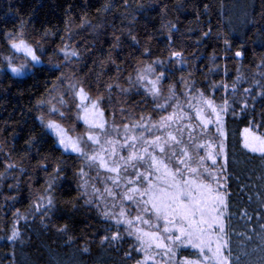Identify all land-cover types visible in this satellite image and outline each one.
I'll list each match as a JSON object with an SVG mask.
<instances>
[{
	"label": "trees",
	"instance_id": "1",
	"mask_svg": "<svg viewBox=\"0 0 264 264\" xmlns=\"http://www.w3.org/2000/svg\"><path fill=\"white\" fill-rule=\"evenodd\" d=\"M16 29L43 50L42 55L37 52L44 61L42 73L16 77L8 70L4 57L11 53L4 33ZM115 37L119 47H114ZM61 49L78 55L65 58ZM146 49L150 55L144 54ZM237 51L242 55L237 57ZM174 52L181 55L174 57ZM22 60L17 54L14 63L18 66ZM157 60L162 64L153 63ZM54 65H60L59 70ZM147 65L155 71L141 73L146 79L155 80L161 72L166 76L158 84L156 100L145 92L146 85L136 82L137 69ZM61 75L73 76L92 98L102 97L99 107L107 124L116 129L140 123L151 128L162 116L173 114L176 104L195 116V108L202 105L192 97L200 93L216 107L227 100L228 112L221 113L223 135L215 123L202 128L196 119L177 120L169 131L180 139L177 128L191 125L193 129L191 141L188 130L182 131L185 143L181 147H188V165L201 176L185 171L183 179L216 188L218 178V191L226 193L223 219L231 264H264V241L258 235L264 225V155L244 147L245 129L264 137V0H127L126 5L124 0H0V264H137L145 252L135 236L128 235L137 228L135 217L159 223V232L165 235L163 220H156L150 205L144 211L143 205L123 202V190L116 196L118 207L111 212L115 218L102 215L106 211L102 203H85L89 199L81 187L85 176L77 174L85 169V161L65 152L38 119L48 118V103L41 106L39 102L49 101ZM170 87L175 98L168 100ZM66 93L74 107L71 92ZM190 100L193 109L188 107ZM166 101L170 105L166 109L156 107ZM69 115L71 119L61 121L80 124L75 109ZM209 118L215 120V116ZM141 133L150 139L165 135L159 130L150 135L144 128ZM221 141L224 153L215 156ZM156 154L159 157L158 150ZM210 154L215 165L207 158ZM200 157H205L202 165ZM57 166L62 170L53 189L46 192ZM174 167L169 164L173 171ZM48 195L55 206L46 212L47 200L39 197ZM121 209L124 217L119 215ZM128 216L133 221L131 229L124 223L116 225V219ZM64 225L67 232L57 230ZM143 226L145 231H157ZM14 229L19 235L9 240ZM116 231L120 240L101 243L103 236ZM175 251L174 260L198 259L191 247ZM153 252L154 247L148 254L155 259L147 264H168Z\"/></svg>",
	"mask_w": 264,
	"mask_h": 264
},
{
	"label": "snow or ice",
	"instance_id": "2",
	"mask_svg": "<svg viewBox=\"0 0 264 264\" xmlns=\"http://www.w3.org/2000/svg\"><path fill=\"white\" fill-rule=\"evenodd\" d=\"M125 5L127 0H124ZM139 7L143 8V5ZM207 8V5H205ZM11 10V9H10ZM105 10H109V6H105ZM174 27V26H173ZM211 29L208 32H204L203 36L207 37ZM47 35V33H45ZM129 35L131 33L129 32ZM133 41L139 43L135 36L131 37ZM4 39L7 42V46L10 50L11 55L4 57L7 62L8 70L16 77H24L26 75L32 74L33 76L45 71L43 67L44 61L41 59L43 50L34 46L27 37V34L22 29H16L4 33ZM171 39V37H169ZM116 43L114 47H119V37H115ZM225 45L229 44L227 39L224 40ZM67 46H65L66 48ZM40 51L41 55L37 52ZM65 58L69 55L77 56V52L69 53L65 49ZM17 54L22 55L23 60L17 66L14 60L17 58ZM145 55H150L149 50H145ZM181 54L178 52L172 53V56L179 57ZM237 57L241 56L242 53L237 51L235 54ZM154 64H162L161 61H153ZM40 66V67H38ZM55 69L59 70L60 65H54ZM36 69V72L32 70ZM50 71V69H49ZM155 69L152 65H147L143 69H137L136 82L146 85L145 92L150 94L154 100L160 97V88L158 84L161 80L165 79L166 76L164 72H161L155 80H148L141 73H153ZM131 79V77L129 78ZM57 80L63 82L64 76L61 75L57 77ZM113 85H108L111 89ZM118 87V85H117ZM69 89L71 90L72 101L75 104L77 115L75 119L83 120V122L88 126V132L85 135L77 136L73 138L69 135V132L73 129H66L59 123L56 119H47L45 116L41 115L38 117L41 124L45 129L51 132L56 137V142L63 147L65 152L71 151L76 153L79 157L83 158L87 167L94 168L97 167V179H99V169L105 170L107 173L115 174V176H108L105 178L106 181H111L114 186H119L121 179L125 181V185H146L144 187H128L127 191L122 193L123 199L137 203V207L143 205L144 211H149L148 205L151 206V212L155 216L156 220L159 222L163 220L164 228L163 232L165 235H161L159 232V223L153 225L149 220L142 219L141 216L135 217L136 221H139L143 225L148 226V228H155L157 231H144L141 228H135L132 231H128L129 236H135L136 240L141 245V248L145 252V257L143 260L137 261V264H147L148 260H154L155 257L148 254V251L153 247L158 250L157 254L162 255L168 261V264H231L229 257L231 256V249H228V240L226 236V225L224 222L225 210L227 208L226 204V193H221L218 191L221 185L219 184V179H216V188L211 185L197 182V179H183L185 171L190 173L192 176L199 178L201 173L197 168H191L188 165V160L191 159L188 151V147L184 145V140L182 139V131L188 130L189 140L192 137V126L185 125L182 130L177 128L176 131L181 134V138L178 139L177 135H174L169 129L172 127L177 120H193L199 121V125L202 128H206L209 124L215 123L217 125V132L223 135V130L221 127L222 116L221 113H227L229 109L228 101L225 100L224 103L218 107L213 105L210 100H204L203 93H200L198 97H192L202 107L195 108L192 100L188 102L189 109L195 108V116L186 114L181 109L179 104L174 105V112L168 116H162L157 124L152 125L151 128H145L144 125H133V128L141 127L144 131L148 132L150 135L153 130H159L165 135L154 136L152 139H145L143 135L126 137L125 143L119 145L121 149H127L128 154L126 156L120 155L116 150V142L111 140H106L105 143L109 147L105 148L101 143L99 137L93 135V130L99 129L103 131L105 129V122L102 119L103 112L100 110V102L102 97H98L96 100L92 101L91 97L86 93L83 86H78L77 83L69 84ZM235 90V86H233ZM52 91H57V87L54 85ZM126 91V90H125ZM245 91H249L245 89ZM169 92L171 95L168 100L175 98V92L170 87ZM67 94V93H66ZM52 99H56L53 97ZM79 103H75L76 101ZM91 101V106L89 107L86 102ZM59 104L61 106L65 105V100L63 96L59 98ZM41 106L45 103L51 104L49 101H40ZM167 101L165 104H157L156 107L160 110L166 109ZM247 107V105H245ZM210 109V112L205 114L206 110ZM71 112V108H67L65 111H61L60 108L51 106L48 109V115L56 116L59 120H69L72 117L67 114ZM83 115H80V113ZM215 116L213 121L209 117ZM143 119V117L141 118ZM125 132L127 133L130 129L128 125L124 126ZM247 132L248 129H245ZM106 135V133H105ZM131 141V143H129ZM91 142L93 145L99 146L98 152H93L91 155L82 145L87 146ZM139 145V147H137ZM195 148L204 147L203 145H194ZM244 147L250 149L252 152H259L264 155V137L262 136H252L251 140L246 138ZM157 150L159 152V157L157 156ZM224 153V144L221 141L219 144V152L215 156H219ZM215 156L209 155L207 158L213 160L215 165ZM187 158V159H185ZM201 165L205 157H200ZM226 159V157H225ZM169 164H173L174 171L169 168ZM183 166V167H181ZM9 168L13 165L9 164ZM47 167L46 165L44 166ZM144 168L146 170L141 171ZM61 168L57 166L55 169V175L51 176L48 180V188L45 189L46 192H50L55 184L56 179L59 177ZM129 170L132 172V177L129 178ZM207 171V169H205ZM81 177L85 176L86 173L83 167L77 173ZM209 176H213V173L208 172ZM181 177L177 180V177ZM215 178V177H214ZM82 188L87 187V181L81 185ZM94 193H98L99 189L93 188ZM110 196L115 198L116 193L112 189L105 188ZM215 193V194H213ZM87 195V193H84ZM139 197V200H137ZM147 197V199H145ZM14 199V198H13ZM40 201L47 200L46 205H44L46 212L54 208V200L51 195L40 196ZM87 204H92V199L85 201ZM40 205H37L39 210ZM45 212V214H46ZM102 215L106 219L115 218L114 213L104 211ZM120 217L125 216L124 209H121L119 213ZM116 225L119 227L121 223H124L128 228H132V220H122L116 219ZM60 232H67V225H64L57 229ZM19 235L17 230H13L12 235L8 237L9 240L15 239ZM261 240L264 241V225L261 226ZM121 239V234L119 231L112 232V234L105 235L101 238V243L106 241H118ZM72 237H69V241ZM191 247L198 254V259H189L188 257H183L180 260H174L176 256V249ZM228 249V255L224 254V250ZM138 251L141 249H137ZM84 252L88 251V248L83 249ZM247 255V253H245ZM240 257H236L239 261Z\"/></svg>",
	"mask_w": 264,
	"mask_h": 264
},
{
	"label": "rangeland",
	"instance_id": "3",
	"mask_svg": "<svg viewBox=\"0 0 264 264\" xmlns=\"http://www.w3.org/2000/svg\"><path fill=\"white\" fill-rule=\"evenodd\" d=\"M18 55H20V54H18ZM20 56L22 57V55H20ZM72 83H77V80L73 76L68 75V76L64 77L63 82H61L60 84H58L56 86L57 87V91H53L52 92L51 97L49 99V100H51V104H48L49 107L55 106L57 108H60L61 111H65L67 108L70 107L71 108V112L67 113V114L73 113L74 109L76 110L75 104L73 103V105H74V107H73L72 104H71V101L69 100V98L67 96L63 95L64 92L65 93L67 92V94L69 92H71V90L69 89V84H72ZM61 96H63V99L65 100V105L64 106H61L59 104V102H58L59 98ZM53 97H55L56 99H52ZM91 100L94 101L96 99L91 97ZM75 103H79V101L77 100V102H75ZM86 104L90 107L91 106V101H87ZM100 110H101V108H100ZM47 115H48V110H47ZM80 115H83V113L81 112ZM49 118L56 119L66 129H73L72 131L69 132V135L72 136L73 138H76L77 136H81V135H85L86 136V134L88 132V126L83 122V120H79L80 124L78 125L77 121H74V122H71V121L63 122V121L59 120V118L56 117V116L49 117V115H48V118H45V120H47ZM102 119L105 122V129L103 131H101L99 129L93 130V135H95V136L100 138L101 143L103 144V146L105 148L109 147L108 144L105 143L106 140H111V141L116 142V150H117V152L120 155L126 156L128 154V150L126 148L125 149H121L119 147V145L125 143L126 137H131V136L139 137V136H141V134H142L141 133V127L133 128L132 126L128 125L130 130L126 133L125 132V128L116 129V127L113 124H111V123L107 124L104 116L102 117ZM139 125H144L145 128L147 126V124H145V123L137 124V126H139ZM105 133H106V135H105ZM244 136H245V140H246V138L248 140H251V137L252 136H256V135L253 134L250 131H247V132H245ZM145 139H149L150 140V138H145ZM129 143H131V141H129ZM82 147H84L85 151H88L90 155L94 151L95 152L99 151V146L93 145V144H91V142H89V144L87 146L82 145ZM137 147H139V145H137ZM141 171H144V169L142 168ZM84 172L86 173L85 180L87 181V187L84 188V191L87 193V196L89 197V199H92V201H96V202H98L100 204L102 203L103 204L102 206L105 207V210L110 212V213L111 212H115V208L118 207L116 205V203H117V197L116 196H117V194L119 192L121 193L122 190H123V193L126 192L127 191L126 187L127 188L128 187H133V186L141 187V185H127L126 186L125 185V181L123 179H121L120 185L118 187L114 186L111 183V181H106L105 178L108 177V176H113L114 177L115 174L107 173L103 169H99V177L100 178L97 179L96 178L97 177V167H94V168L90 169L89 167H87L86 163H85ZM131 177H132V172H131V170H129V178H131ZM106 187L109 188V189H112V191L114 193H116L115 198L113 196H110L107 192L104 191V189ZM93 188L99 189V192L98 193H94ZM121 198L123 199V196ZM123 202L127 203V202H130V201H127V200L123 199ZM125 220H131V218H129V216H128V217H125ZM137 228H141L142 230H144L143 224L140 223L139 221H137ZM157 251L158 250H156L154 248V252L153 253H155V255H156Z\"/></svg>",
	"mask_w": 264,
	"mask_h": 264
}]
</instances>
